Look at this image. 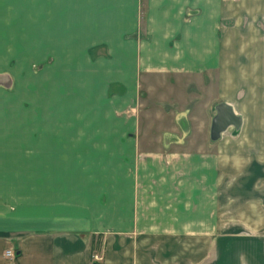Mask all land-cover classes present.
Returning a JSON list of instances; mask_svg holds the SVG:
<instances>
[{
    "label": "crops",
    "instance_id": "obj_1",
    "mask_svg": "<svg viewBox=\"0 0 264 264\" xmlns=\"http://www.w3.org/2000/svg\"><path fill=\"white\" fill-rule=\"evenodd\" d=\"M0 84V264H264V0H0Z\"/></svg>",
    "mask_w": 264,
    "mask_h": 264
},
{
    "label": "rangeland",
    "instance_id": "obj_2",
    "mask_svg": "<svg viewBox=\"0 0 264 264\" xmlns=\"http://www.w3.org/2000/svg\"><path fill=\"white\" fill-rule=\"evenodd\" d=\"M5 88H9L11 84H0ZM146 93H143V98H147ZM228 132V131H226ZM225 133V132H224ZM223 133V134H224ZM94 240V253L93 260L95 264H104L105 261H102V249H103V240L102 236H97ZM196 235H190L188 238L190 239L191 246H189V250H187L188 246H136L135 251L137 252V259L141 257V261L144 264H151V258L157 261L156 264H182L184 258L185 264H209L212 260V246H193L192 243L197 244ZM209 240L207 239V242ZM127 251V250H126ZM134 254H131V250L122 255L121 258L128 259L134 258ZM166 261H165V260ZM127 264V263H126Z\"/></svg>",
    "mask_w": 264,
    "mask_h": 264
},
{
    "label": "water",
    "instance_id": "obj_3",
    "mask_svg": "<svg viewBox=\"0 0 264 264\" xmlns=\"http://www.w3.org/2000/svg\"><path fill=\"white\" fill-rule=\"evenodd\" d=\"M241 125V117L235 113L231 106L225 103L218 104L211 125V139L218 141L230 127L239 129Z\"/></svg>",
    "mask_w": 264,
    "mask_h": 264
},
{
    "label": "built area",
    "instance_id": "obj_4",
    "mask_svg": "<svg viewBox=\"0 0 264 264\" xmlns=\"http://www.w3.org/2000/svg\"><path fill=\"white\" fill-rule=\"evenodd\" d=\"M6 256L9 257V258H12L15 256V252L13 250H8L6 252Z\"/></svg>",
    "mask_w": 264,
    "mask_h": 264
}]
</instances>
